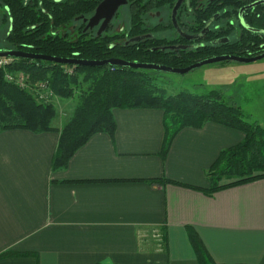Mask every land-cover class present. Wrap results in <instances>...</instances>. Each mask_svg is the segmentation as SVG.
Instances as JSON below:
<instances>
[{"label":"crops","instance_id":"1","mask_svg":"<svg viewBox=\"0 0 264 264\" xmlns=\"http://www.w3.org/2000/svg\"><path fill=\"white\" fill-rule=\"evenodd\" d=\"M112 116L113 141L92 136L55 172L58 132H0V264H198L188 229L215 264H264V179L211 195L148 182L209 188L207 170L243 133L186 128L162 159V111Z\"/></svg>","mask_w":264,"mask_h":264},{"label":"trees","instance_id":"2","mask_svg":"<svg viewBox=\"0 0 264 264\" xmlns=\"http://www.w3.org/2000/svg\"><path fill=\"white\" fill-rule=\"evenodd\" d=\"M49 14L25 7L23 0H0L11 17L12 27L6 43L10 50L60 59L105 61L117 59L131 63L185 68L207 58L244 56L225 45L205 44L197 48L176 47V42L149 39L132 45L114 43L113 38L73 40L59 30L81 13V0L53 3L42 0ZM1 51V50H0ZM22 72L32 84H46L54 97L70 100L86 86L69 120L60 128L52 126L56 111L50 103L37 102L30 90L4 80V72ZM0 68V132L26 130L32 133L58 132L51 170L65 169L74 154L100 133L114 140L116 125L113 109H153L162 111L164 137L160 156L164 159L175 136L183 129H201L214 123L243 133V140L219 153L206 172L210 187L202 189L165 179L148 181L153 185L173 184L211 195L226 188L264 179V129L231 100L218 91L195 95L188 91L165 96L155 86L156 73L121 67H79L40 60L12 59ZM225 180V183H221ZM188 238L198 264H215L198 235L188 229ZM103 264V263H98Z\"/></svg>","mask_w":264,"mask_h":264},{"label":"flooded vegetation","instance_id":"3","mask_svg":"<svg viewBox=\"0 0 264 264\" xmlns=\"http://www.w3.org/2000/svg\"><path fill=\"white\" fill-rule=\"evenodd\" d=\"M41 14H49L42 0H23ZM63 0H52L59 3ZM81 13L59 30L75 40L113 38L114 43L132 45L149 39L176 42V47L197 48L205 44L225 45L242 58L264 54V0H81ZM174 22V23H173ZM12 20L0 6V39L6 38ZM169 31V37L158 36ZM13 51V50H11ZM236 56V55H233ZM264 59V58H263ZM261 59V60H263ZM260 60V61H261Z\"/></svg>","mask_w":264,"mask_h":264},{"label":"rangeland","instance_id":"4","mask_svg":"<svg viewBox=\"0 0 264 264\" xmlns=\"http://www.w3.org/2000/svg\"><path fill=\"white\" fill-rule=\"evenodd\" d=\"M67 31L73 36L75 35L74 32H71L70 26L62 29L61 34ZM170 35L171 33L167 31L158 36L169 37ZM3 47V40L0 39V49ZM155 73L157 76L155 86L165 96H173L182 91H188L195 95L218 91L249 117L248 122H256L264 129V59L251 64L234 62L210 64L182 75ZM27 85V90L31 91L34 84L29 82ZM85 89L86 86L81 87L80 90L77 89L74 97L70 100H62L54 96L49 99V103L56 111V119L53 123L55 126H59V129L71 117L79 96ZM225 182L222 180L221 183Z\"/></svg>","mask_w":264,"mask_h":264},{"label":"water","instance_id":"5","mask_svg":"<svg viewBox=\"0 0 264 264\" xmlns=\"http://www.w3.org/2000/svg\"><path fill=\"white\" fill-rule=\"evenodd\" d=\"M174 23V22H173ZM0 58H14V59H24V60H40L56 64L63 65H74L79 67H92V68H102L105 66L111 67H121V68H130L138 70H149L155 72H164L170 74H186L194 69H198L205 65L222 63V62H234L239 64H251L257 61H260L264 58V54L255 57V58H242L233 55H222L204 59L197 63H194L185 68H171L167 66L155 65V64H143V63H131L125 62L117 59H109L105 61H85V60H76V59H60L51 56L36 55L31 53H25L21 51H0Z\"/></svg>","mask_w":264,"mask_h":264},{"label":"built area","instance_id":"6","mask_svg":"<svg viewBox=\"0 0 264 264\" xmlns=\"http://www.w3.org/2000/svg\"><path fill=\"white\" fill-rule=\"evenodd\" d=\"M12 59L14 58H0V68H3L5 70L6 67H8ZM4 80L7 83H11L21 89L27 90L28 88V83L29 77L25 75L22 72H7L5 70L4 72ZM31 89V88H30ZM31 93L34 96V99L37 102H44V103H49V99L53 97L52 93L49 91L48 87L46 84L43 83H35L33 85V88L31 89Z\"/></svg>","mask_w":264,"mask_h":264}]
</instances>
